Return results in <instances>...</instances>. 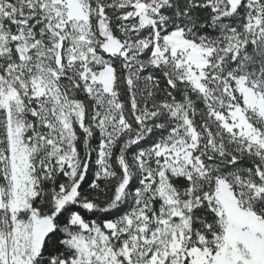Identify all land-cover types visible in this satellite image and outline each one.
<instances>
[{"label":"snow or ice","instance_id":"1","mask_svg":"<svg viewBox=\"0 0 264 264\" xmlns=\"http://www.w3.org/2000/svg\"><path fill=\"white\" fill-rule=\"evenodd\" d=\"M0 264H264V0H0Z\"/></svg>","mask_w":264,"mask_h":264}]
</instances>
